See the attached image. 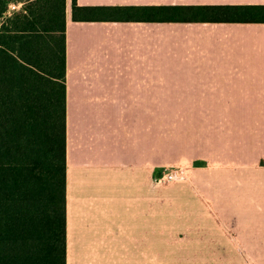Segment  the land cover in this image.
<instances>
[{"label":"crops","instance_id":"1","mask_svg":"<svg viewBox=\"0 0 264 264\" xmlns=\"http://www.w3.org/2000/svg\"><path fill=\"white\" fill-rule=\"evenodd\" d=\"M76 1L264 5V0ZM66 23L67 264H150L151 229H165L160 216L167 194L202 205L193 177L168 192L154 181L157 167L184 169L185 161L164 163L177 143L158 138L150 112L225 115L221 130L216 127L220 140L230 122L229 141L236 137L238 151L250 152L253 161L239 156L240 170L206 171V212L218 224V218L225 221V206H240L239 198L236 204L227 199V183L238 194L247 187L253 192L247 206L254 211L264 157V22L76 21L73 0H67ZM188 221L185 228H197Z\"/></svg>","mask_w":264,"mask_h":264},{"label":"trees","instance_id":"2","mask_svg":"<svg viewBox=\"0 0 264 264\" xmlns=\"http://www.w3.org/2000/svg\"><path fill=\"white\" fill-rule=\"evenodd\" d=\"M66 1L0 0V264H67ZM73 18L264 22V5L73 0Z\"/></svg>","mask_w":264,"mask_h":264},{"label":"rangeland","instance_id":"3","mask_svg":"<svg viewBox=\"0 0 264 264\" xmlns=\"http://www.w3.org/2000/svg\"><path fill=\"white\" fill-rule=\"evenodd\" d=\"M11 8L15 7L11 6ZM220 113L150 112L152 130L157 129L158 138L161 141L165 140L166 143L171 141L177 143L174 150H167L164 163L174 164L185 161L181 176L173 182L160 185L168 192L179 183L190 182L193 177L192 184L195 185L197 192L199 190L196 199L202 204L198 205L200 208L197 209L198 206H193L195 201L190 206L188 202L182 203L183 200L167 194L165 214L160 216V219L163 218L165 229L164 231L151 229L150 264H264V157L262 167L258 164L255 166V168L259 167L257 170H261V182L255 192L254 211L247 206V201L253 200L251 196L253 192L250 195L247 187L245 192L240 191L238 194L237 190L232 191L231 185L227 183V199H230L232 204H236L234 199L239 198L243 203L241 204L237 199L235 202H240V206L233 207L234 209L225 206V221L218 218V224L216 222L212 224L206 212L205 204L207 206L210 204L205 196L206 171H221L224 166L225 169L240 170L239 156L247 161H253L250 152L238 151L236 137L234 141H229L231 136L227 125L230 122L225 125V138L220 140L221 135L216 133V127L220 126L221 130L222 122L225 120V115L220 116ZM232 113L234 112L226 114L232 116ZM209 125L210 134L207 132ZM261 154L264 156V148ZM211 159H215L216 164H211ZM207 163L209 164L206 166ZM164 167H157L155 175ZM191 211H193L192 215H189L188 212ZM179 219L184 220L186 226L176 222ZM190 219L196 221L197 228L192 230L185 228L189 226Z\"/></svg>","mask_w":264,"mask_h":264},{"label":"built area","instance_id":"4","mask_svg":"<svg viewBox=\"0 0 264 264\" xmlns=\"http://www.w3.org/2000/svg\"><path fill=\"white\" fill-rule=\"evenodd\" d=\"M183 168L174 165L165 166L159 174L154 176V181L157 184L169 183L175 181L183 174Z\"/></svg>","mask_w":264,"mask_h":264}]
</instances>
